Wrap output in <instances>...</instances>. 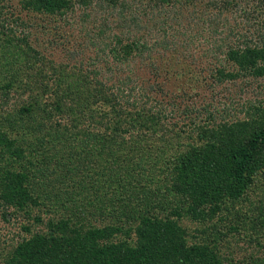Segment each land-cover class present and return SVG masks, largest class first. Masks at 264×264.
Segmentation results:
<instances>
[{
    "label": "rangeland",
    "instance_id": "374dc122",
    "mask_svg": "<svg viewBox=\"0 0 264 264\" xmlns=\"http://www.w3.org/2000/svg\"><path fill=\"white\" fill-rule=\"evenodd\" d=\"M73 1L68 13L47 19L35 11L28 13L23 0H0V20L6 19L14 30L19 31L17 21L11 24L17 17H27L35 23L27 28L26 43L10 39L8 29L0 35L1 44L16 55L15 66L8 67L0 60V81L4 82L8 73L20 83L37 80L48 85V91L40 87L46 92L42 101L38 99L28 112H19L22 119L15 116L16 130H10L23 156L12 158L6 154L3 164L27 175L26 187L39 203L22 210L0 205V264H8L24 238L46 232L45 222L51 217L69 213L74 219L83 217L80 219L86 225L114 224L126 229L130 224L125 223L119 211L126 207L131 212L132 245L137 240L134 229L145 213L163 216L182 208L178 221L186 230L188 244L216 243V228L207 230L217 222L227 233L223 241L216 243L226 264H261L264 171L253 175L241 197L226 198L221 203V218H192L188 194L174 189L182 155L205 146L202 127L210 112L215 113L213 125L248 118L254 114L251 105L260 104L259 100L264 107V79H251L246 71L226 84L217 79L219 68L226 73L238 72L226 53L230 43L242 41L240 35L245 30L234 31L232 38L227 29L214 30V17L209 16L219 12L214 2L222 0H179L154 11L150 6L156 0ZM231 11L230 7L225 10L222 19L228 15L233 24ZM237 14L239 11L235 18ZM238 20L247 27L242 18ZM195 22L198 27L192 28ZM256 29L252 27V31ZM19 49L22 52H17ZM63 72L69 76L58 85ZM115 77H126L131 82L120 83L119 87ZM67 81L76 88L73 85L66 90ZM105 84L110 90L107 97L117 99L118 107L126 106L129 99L136 100L144 110L153 112L160 107L166 109L164 112L174 111L153 126L138 121V128L134 126L112 140L96 136L97 129L91 125L112 110L113 101H105L106 91H101ZM27 97L24 96L25 105L32 101ZM251 101L254 104H249ZM56 104L61 105L62 112L56 111ZM21 105L3 110L11 109L16 114ZM183 109H189L187 118ZM238 222L242 224L241 231L231 229ZM246 232L256 241L250 242L244 236Z\"/></svg>",
    "mask_w": 264,
    "mask_h": 264
},
{
    "label": "trees",
    "instance_id": "16d2710c",
    "mask_svg": "<svg viewBox=\"0 0 264 264\" xmlns=\"http://www.w3.org/2000/svg\"><path fill=\"white\" fill-rule=\"evenodd\" d=\"M251 1L255 0L213 1L214 5L219 6V12L215 16L213 14L209 16L214 17L211 19L214 30L220 29L224 32L227 29L230 31L228 35L231 38L235 34L234 31L245 30L240 35V37H243L242 41L236 42L234 45L230 43L226 53L228 62H232L237 66L238 72L226 73L224 68H219L217 79L220 84L233 82L243 71L249 73L251 79H264V42L262 41L264 37V0H257L253 3ZM80 2L85 4L89 0H80ZM169 2L177 4L180 1L156 0L153 6L150 7L154 11ZM74 3L73 0H23V8L28 10V13L35 11L50 19L57 14L65 15ZM229 7L233 9L231 11L233 19H235L233 24H231L228 15L225 16L226 19H222L223 12ZM238 11L239 15L237 14L235 18ZM157 13L161 14L163 10ZM238 18H242V24L247 25V27L242 26ZM17 19L12 20L11 24L17 21L19 31L14 30V27H10L6 19L0 20V35L5 34V29H8V34L11 33L10 39H19V41L26 43L28 42L27 33H29L27 28L35 25V23L27 17H17ZM215 24H217L216 27ZM191 26L192 28L198 27L196 22ZM253 26L257 27L256 31H252ZM255 33L256 37L253 39ZM125 47L131 48V44H126ZM34 51L38 53L37 50ZM17 52H22V50L19 49ZM15 56V53L8 46L5 47L1 44L0 39V60L7 62L8 67L13 66L16 62ZM108 69H106V72H109ZM112 71L118 72L115 68ZM68 76V73L63 72L59 76L61 79L58 85L67 80ZM4 78V82L0 81V168L2 170L0 173V205L6 209L15 206L22 210L30 204H38L39 199L27 189V175L15 170L12 171V168H9L8 165L5 167L3 163L6 154L12 158L23 156L22 148L16 144L17 137H13L10 131L16 130L14 126L17 122L14 123V118L20 115L19 112L30 111V106L35 104L38 99L42 101L43 93L46 94L45 91H48V85L37 80L32 83L26 81L20 83L19 79L8 73L4 75ZM115 78L117 84L131 82L126 77ZM67 82L69 83L65 88L69 91L74 84L71 81ZM74 86L76 88V85ZM102 87L101 91H104V93L106 91L104 100L113 102L111 103L112 110L103 114L95 124L91 125L93 130L97 129L96 136L110 140L124 134L128 129L133 130L137 127L138 121L142 122V125L149 123L150 126L151 124L153 126L162 123L161 120L163 118L168 119L169 113L174 111L171 109V111L164 112L166 109L160 107L153 112L151 109L150 111L149 109L144 110L138 106L136 100L130 101L129 99L126 101L127 107H118L117 99L114 101L111 96L107 97L110 90L106 87V84ZM39 91L41 93H38ZM24 96H29L27 98L32 100L29 101L28 105L23 103ZM130 97L132 96L130 95ZM261 101L259 100L260 104L258 105H251L254 114H250L244 120L226 121L212 125L215 113L210 112L209 116L204 119L205 124L202 127L201 136L206 141L205 146L203 148H192L182 155V166L175 178L174 189L188 194L190 199L188 210L192 218H214V216H218L220 210H222L221 203L226 198L238 199L241 197L249 183L252 182L253 175L259 170L264 171V107ZM249 104L254 103L251 101ZM19 105L22 107H19L16 114L11 113V109L3 110L4 107L8 109V106ZM129 105L134 110L131 107L129 108ZM55 109L62 112V107L59 104H56ZM183 110L185 118H187L190 113L189 109ZM143 111H146V113ZM75 120L76 117L72 119V122ZM121 138L125 140L124 137ZM16 161L17 159H15ZM114 198L121 199L118 196ZM181 209L175 208L163 216L145 213L134 229L137 235L134 245L129 242L133 229L130 223L132 221L131 212L128 211L127 207L125 211L119 210L125 223L130 224L126 229L121 225L114 224L100 225L89 222L86 225L84 220L80 219L83 217H80L79 220L74 219L69 213L66 216L51 217L45 222L47 231L34 233L30 238H24L20 241L7 263L226 264L227 259L216 243L220 239L223 241L222 239L227 236V233L221 227H218L216 222L211 224L207 230V232H211L212 229L216 228L214 235V240H217L216 243L188 244L186 230L178 221V217L181 215L180 212H182ZM110 211L116 212L117 210L110 209ZM8 214L11 213H5V215ZM240 222L244 223L245 221L240 220ZM241 225L238 222L231 225V229L240 230L242 229ZM27 229L30 230V228ZM121 236H125V238L120 239ZM244 236L250 242L256 241L254 237H250V233L246 232ZM261 264H264V260Z\"/></svg>",
    "mask_w": 264,
    "mask_h": 264
}]
</instances>
